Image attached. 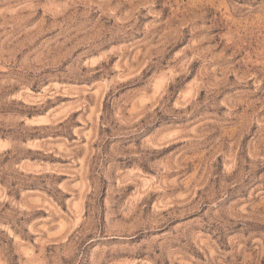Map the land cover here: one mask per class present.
<instances>
[{
	"label": "clouds",
	"instance_id": "obj_1",
	"mask_svg": "<svg viewBox=\"0 0 264 264\" xmlns=\"http://www.w3.org/2000/svg\"><path fill=\"white\" fill-rule=\"evenodd\" d=\"M0 145V264H264V0H0Z\"/></svg>",
	"mask_w": 264,
	"mask_h": 264
},
{
	"label": "rangeland",
	"instance_id": "obj_2",
	"mask_svg": "<svg viewBox=\"0 0 264 264\" xmlns=\"http://www.w3.org/2000/svg\"><path fill=\"white\" fill-rule=\"evenodd\" d=\"M54 11L55 12H58L59 9L55 7V3H54ZM150 19V18H149ZM145 22L146 23V20L144 17H141L137 20V27L140 25L141 22ZM48 35V33H45L44 35H37L36 39H35V43L39 44L41 40H44L45 37ZM115 46H113L114 48ZM113 48H109L107 49L106 51H108L110 53V57L109 59L107 60V63L109 65H113L115 64L116 65V69L118 70L119 69V65L116 64V61L117 60H120L121 56L123 55L122 52H116L113 50ZM105 61L104 60H101L100 61V64H104ZM99 66V65H97ZM147 71V67H143V69L138 73L137 76H133L132 78L124 81L120 87V91L116 93L117 97L121 96L122 94L124 93H128V95H132L133 92L136 90L137 88V83H138V80H139V77H142L144 75V72ZM97 75H99V73H97ZM177 79L179 80L180 77H177ZM103 87V86H102ZM170 87H175V88H181L182 85L181 84H174V85H170L169 84V81L167 78L165 77H161L159 78L158 80L155 81L154 85H153V92L154 94H159L163 89L165 88H170ZM100 91L101 89H98L97 90V95L99 96L100 95ZM190 91H191V85H189V95H190ZM106 93H110V90H106ZM177 95H179V93H177ZM154 98V96L152 98H150L149 96L147 95H141L139 96L138 98H135V102L136 104H138L141 108H144L146 106H149L151 104V100ZM57 99L59 100H62V101H67L69 100V97L65 96V97H58ZM107 99V94L101 98V104H100V107H101V110L103 111V109L105 108L106 104H105V101ZM48 103V102H46ZM33 107H36L35 105H33ZM43 107V106H41ZM129 109L130 110H134L135 108V105L133 104H129L128 105ZM37 111L40 110V108H37L36 109ZM144 121L142 120L141 123H143ZM157 122H154V121H149L147 126L145 127L144 129V132L145 133H150L151 129L153 127H155V124ZM170 147H175V145L173 146H170ZM0 148H3V145H0ZM169 149H163L162 151H168ZM47 159V158H45ZM143 183L145 184V186H148L149 185V181L148 180H144ZM33 189H35V186H32ZM8 193H6V190H4L3 188H0V197L4 196V195H7ZM19 197H17L18 199ZM46 215V214H45ZM77 223H79V221H77ZM63 231V229H62Z\"/></svg>",
	"mask_w": 264,
	"mask_h": 264
}]
</instances>
